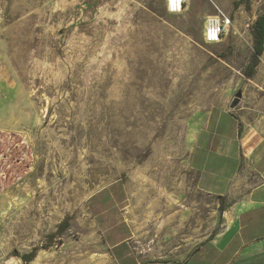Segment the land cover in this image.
<instances>
[{"label":"rangeland","instance_id":"obj_1","mask_svg":"<svg viewBox=\"0 0 264 264\" xmlns=\"http://www.w3.org/2000/svg\"><path fill=\"white\" fill-rule=\"evenodd\" d=\"M237 1L0 0V264L34 249L32 264H95L76 246L114 205L156 235L158 218L187 225L207 200L221 229L226 201L198 191L191 156L228 114L264 110V80L244 74L264 0ZM213 15L231 23L208 44Z\"/></svg>","mask_w":264,"mask_h":264},{"label":"crops","instance_id":"obj_2","mask_svg":"<svg viewBox=\"0 0 264 264\" xmlns=\"http://www.w3.org/2000/svg\"><path fill=\"white\" fill-rule=\"evenodd\" d=\"M164 5L168 11L167 0ZM263 66L264 51L253 75L259 84L264 80ZM263 99L260 92L259 101ZM237 112L224 117L227 127L203 131L207 133H202L191 156L192 167L203 169V173L195 169L198 191L205 199L217 196L226 201L220 209L219 231L213 232L207 200L201 204L204 213H195L187 225H175V213L158 218L156 235L139 225L135 209L127 215L125 207L114 205L94 210L100 234L83 237L91 245L76 246L77 251L95 264H264V110ZM102 201L117 199L108 194ZM181 226L189 231L183 232ZM35 258L28 263L19 258L17 263L32 264Z\"/></svg>","mask_w":264,"mask_h":264},{"label":"trees","instance_id":"obj_3","mask_svg":"<svg viewBox=\"0 0 264 264\" xmlns=\"http://www.w3.org/2000/svg\"><path fill=\"white\" fill-rule=\"evenodd\" d=\"M243 0H239L234 3V6L237 7L240 3H242ZM252 31H253V52L250 61L248 62L244 74L252 78L255 72L256 67L259 64V56L262 55L264 51V14L257 17L255 22L252 25ZM223 208L221 207V210ZM69 227V223L67 220H64L58 227V232L64 233L65 230ZM53 239V238H52ZM51 243V242H50ZM36 249H34L32 252H29L28 254H22L20 258L28 263L32 261L36 256Z\"/></svg>","mask_w":264,"mask_h":264},{"label":"built area","instance_id":"obj_4","mask_svg":"<svg viewBox=\"0 0 264 264\" xmlns=\"http://www.w3.org/2000/svg\"><path fill=\"white\" fill-rule=\"evenodd\" d=\"M185 0H167L170 13H179L183 9ZM231 23V19L223 15L207 17L205 21L204 40L208 44H215L222 40Z\"/></svg>","mask_w":264,"mask_h":264},{"label":"water","instance_id":"obj_5","mask_svg":"<svg viewBox=\"0 0 264 264\" xmlns=\"http://www.w3.org/2000/svg\"><path fill=\"white\" fill-rule=\"evenodd\" d=\"M241 97H242V91L240 90V91H238L235 98L232 100V102L230 104L231 109H235L238 106V104L241 101Z\"/></svg>","mask_w":264,"mask_h":264}]
</instances>
